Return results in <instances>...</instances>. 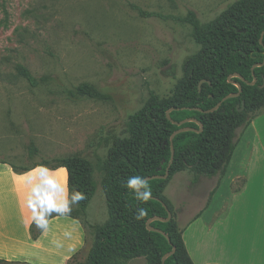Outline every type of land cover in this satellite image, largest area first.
Masks as SVG:
<instances>
[{"label": "rangeland", "instance_id": "1", "mask_svg": "<svg viewBox=\"0 0 264 264\" xmlns=\"http://www.w3.org/2000/svg\"><path fill=\"white\" fill-rule=\"evenodd\" d=\"M236 1L0 0V165L21 170L46 162L52 167L56 159L79 156L92 167L96 190L81 226L84 244L70 264L86 262L92 226L108 220L101 181L113 138L126 136L129 117L142 108L150 91L170 96L185 60L198 54L189 13L206 25ZM18 66L30 73L34 85L19 75ZM82 84L97 94L80 95L76 89ZM243 132L237 131V143ZM261 132L255 141L262 152ZM244 147L236 153L238 165L231 176L200 177L194 183L188 170L172 176L164 197L179 228L199 211L211 213L216 191L214 204L223 207L228 192L240 188ZM253 182L246 195L232 199L228 220L253 223L259 215L264 222V195L258 193L263 187H257L264 180L256 175ZM240 200L245 204L241 211ZM0 214L11 222L19 219L11 184L1 172ZM146 261L141 257L126 264Z\"/></svg>", "mask_w": 264, "mask_h": 264}, {"label": "trees", "instance_id": "2", "mask_svg": "<svg viewBox=\"0 0 264 264\" xmlns=\"http://www.w3.org/2000/svg\"><path fill=\"white\" fill-rule=\"evenodd\" d=\"M197 20L190 12L187 22L200 49L185 60L183 76L171 95L160 98L150 91L142 108L129 117L126 136L113 138L103 163L101 181L108 220L92 226L94 241L84 264H126L141 257L147 260L146 264H162L173 248L174 253L164 264H193L182 238L183 229L173 218L166 221L172 210L164 190L173 175L185 170L193 174V183L200 177H222L235 150L237 131L247 127L264 107V66L253 68L264 61V0H238L209 24L200 25ZM17 70L31 85L35 84L24 67L18 66ZM254 78L256 82L249 84ZM201 81L204 82L200 84ZM237 85L241 86L239 96L225 100L213 112H205L228 95L237 94ZM76 91L90 97L97 94L87 84L78 86ZM242 103L243 109L239 111ZM169 110L172 111L168 119ZM191 119L196 122L177 125ZM184 128L188 130L171 140L176 131ZM54 162L52 167L42 162L31 168H65L69 191L83 193L84 199L73 205L69 214L53 213L49 220L68 217L83 226L96 190L91 164L79 156ZM10 167L16 174L31 169ZM167 169L166 179L147 181L152 196L146 203L138 201L124 186L131 176H164ZM139 208H146L148 214L138 221L135 216ZM152 219L150 227L162 231L169 242L164 235L147 229V222ZM31 229L33 238L43 231L34 223ZM0 264L28 263L0 259Z\"/></svg>", "mask_w": 264, "mask_h": 264}, {"label": "crops", "instance_id": "3", "mask_svg": "<svg viewBox=\"0 0 264 264\" xmlns=\"http://www.w3.org/2000/svg\"><path fill=\"white\" fill-rule=\"evenodd\" d=\"M241 130H244L240 136L242 138L238 143L236 138L234 153L223 176L232 175L239 160L236 153L247 145L243 184L237 191L228 192V199L226 203H222L223 207L214 204L217 191L213 193L212 212L199 211L182 228V238L193 264H264V222L261 217L258 215L253 223L240 218L232 221L227 219L232 199L246 195L249 187L256 185L255 182L252 183L256 175L264 180V148L262 152L259 151L255 141L259 132L264 131V107ZM40 167L16 174L10 166L0 165V172L11 184L19 218L16 222H11L0 214V259L28 264H70L71 258L84 244V234L79 222L68 217H55L49 220L46 231L43 230L36 238L32 237V212L26 201L33 185L38 182L34 177L40 176L37 171ZM49 170V175L63 188L68 179L66 169ZM262 171L263 176H260L259 172ZM261 185L263 188H260ZM257 187L260 188L258 193L264 195V183H258ZM240 202L241 211L245 204L243 200ZM219 209L222 211L219 212ZM221 219L224 220L218 222Z\"/></svg>", "mask_w": 264, "mask_h": 264}, {"label": "clouds", "instance_id": "4", "mask_svg": "<svg viewBox=\"0 0 264 264\" xmlns=\"http://www.w3.org/2000/svg\"><path fill=\"white\" fill-rule=\"evenodd\" d=\"M37 171L40 176L34 177V179L38 182L33 185L26 203L32 212L31 221L38 229L46 231L49 218L53 213L59 216L69 214L72 211V206L84 199V194L74 189L69 191L66 180L63 188H61L57 181L49 175L50 170L43 166ZM124 186L131 191L138 201L146 203L152 196V190L147 180L142 176L129 177ZM147 214L146 208H139L135 219L142 220Z\"/></svg>", "mask_w": 264, "mask_h": 264}, {"label": "water", "instance_id": "5", "mask_svg": "<svg viewBox=\"0 0 264 264\" xmlns=\"http://www.w3.org/2000/svg\"><path fill=\"white\" fill-rule=\"evenodd\" d=\"M261 66H264V61H263L262 63H260V64L255 65L253 68H255V67H261ZM236 77H238V76H236ZM229 79H230V78H229ZM203 82H204V81H201L200 84L203 83ZM255 82H256V80H255V78H254L253 81H252L251 83H249V84L253 85ZM237 88H238V93H237V94H231V95H228V96L225 97L221 102H219V103H218L213 109H210V110L205 111V112H207V113L213 112V111H215V110L220 106V104H221L222 102H224L225 100L239 96L240 91H241V86H240V85H237ZM242 109H243V103H242V107H241L240 109H238V110H239V111H242ZM171 111H172V110H169V111H167V113H166V116H167L168 119H169V113H170ZM199 111H201V110H199ZM185 122H196V121L193 120V119H191V120H187V121H184V122H181V123H177V125L180 126V125L184 124ZM197 124L200 126V129L198 130V132H201L202 127H201V125H200L198 122H197ZM186 130H188V129L184 128V129H181V130H179V131H176V132L172 135L171 140L173 139V137H174L176 134H178V133H180V132H184V131H186ZM172 156H173V149L171 150V160H170L169 166H170L171 163H172ZM168 174H169V169H167V171H166V173H165L164 176H155V177H149V178H145V179H146L147 181H150V180H152V179H154V180H155V179H166V178L168 177ZM164 207H165V205H164ZM155 219H156V218H155ZM170 219H171V213L168 212V218H167L166 221H168V220H170ZM157 220H158V219H157ZM152 221H154V220L152 219L151 221H148V222H147V229L150 230V231L158 232V233H160L161 235H164V233H163L162 231L157 230V229H153V228L150 227V223H151ZM164 236L166 237L167 241L169 242V241H170L169 238H168L166 235H164ZM174 251H175V249L173 248L172 251H171L169 254H167V255L162 259V261H163L162 264H164L165 259H166L167 257L171 256V255L174 253Z\"/></svg>", "mask_w": 264, "mask_h": 264}]
</instances>
